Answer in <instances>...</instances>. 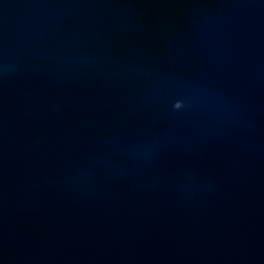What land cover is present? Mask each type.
I'll return each instance as SVG.
<instances>
[{"label":"water","instance_id":"water-1","mask_svg":"<svg viewBox=\"0 0 264 264\" xmlns=\"http://www.w3.org/2000/svg\"><path fill=\"white\" fill-rule=\"evenodd\" d=\"M0 264H264V0H0Z\"/></svg>","mask_w":264,"mask_h":264}]
</instances>
